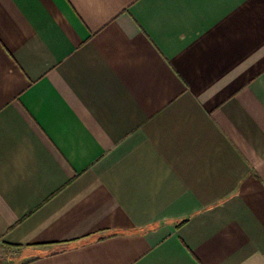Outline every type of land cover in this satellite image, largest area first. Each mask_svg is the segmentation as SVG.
Here are the masks:
<instances>
[{"label":"crops","instance_id":"crops-1","mask_svg":"<svg viewBox=\"0 0 264 264\" xmlns=\"http://www.w3.org/2000/svg\"><path fill=\"white\" fill-rule=\"evenodd\" d=\"M2 264H264V0H0Z\"/></svg>","mask_w":264,"mask_h":264},{"label":"rangeland","instance_id":"rangeland-1","mask_svg":"<svg viewBox=\"0 0 264 264\" xmlns=\"http://www.w3.org/2000/svg\"><path fill=\"white\" fill-rule=\"evenodd\" d=\"M2 245H0V258L3 257L4 254H6V252L2 249L1 247ZM3 261H0V264H2Z\"/></svg>","mask_w":264,"mask_h":264}]
</instances>
